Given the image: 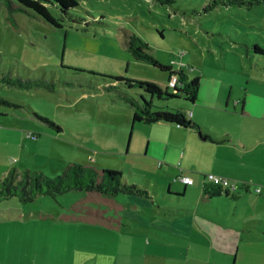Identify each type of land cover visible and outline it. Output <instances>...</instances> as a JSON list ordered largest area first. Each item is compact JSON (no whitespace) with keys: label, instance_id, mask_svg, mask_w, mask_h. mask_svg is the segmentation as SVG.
I'll list each match as a JSON object with an SVG mask.
<instances>
[{"label":"rangeland","instance_id":"obj_1","mask_svg":"<svg viewBox=\"0 0 264 264\" xmlns=\"http://www.w3.org/2000/svg\"><path fill=\"white\" fill-rule=\"evenodd\" d=\"M6 2L0 0V78L22 86L0 81V182L13 168L55 178L80 164L125 168L123 180L136 185L129 167L137 171L134 162L142 160L127 154L134 108L126 99L151 96L117 80L165 90L170 73L131 56L133 34L160 63L183 66L190 79L245 72V62L264 68V56L253 49L264 48V0H77L68 15L51 9L61 27L31 11H10ZM254 74L251 82L264 83ZM185 100L154 97L153 110L188 105ZM171 188L180 194L183 185ZM149 190L150 199L72 190L29 203L3 200L0 264H264V236L246 220L242 200L201 203L192 187L185 199L168 202L161 190L154 195L153 183ZM83 204L105 210L108 225L86 220L85 210L68 219L82 227L62 228V214ZM195 219L199 231L191 225ZM248 228L257 245H246Z\"/></svg>","mask_w":264,"mask_h":264},{"label":"crops","instance_id":"obj_2","mask_svg":"<svg viewBox=\"0 0 264 264\" xmlns=\"http://www.w3.org/2000/svg\"><path fill=\"white\" fill-rule=\"evenodd\" d=\"M244 66L246 68L242 70L245 69V72L225 69L223 76H197L200 77V85L194 103L159 107L185 113L198 128L165 122L133 124L127 154L133 158V162L135 158L142 162H134L137 171L130 166L129 172L138 176L132 182L148 191L150 197H131L152 198L149 187L153 183L154 195L158 196L157 191L161 190L163 200L168 202L185 199L186 191L192 187L199 190L201 203H212L217 199L235 203L242 200L243 206L248 210L246 220L253 224V231H257L258 236H264V83L251 82V78L256 77L254 72L264 77V68L252 69L246 62ZM249 68L253 72H249ZM120 170L124 173L125 168ZM207 174L229 179L237 188V198L225 195L210 198L205 195L203 184ZM181 175L192 177L194 184L186 186L178 180ZM202 178L203 182H199ZM124 182L129 184L128 181ZM172 182L183 185L182 193H173ZM242 185L248 186L249 191L244 190L245 187L241 188ZM119 205L123 207V203ZM218 210L214 211L216 218L220 217ZM197 214L196 212V217ZM65 216L62 214L60 218L63 219L61 225L65 230L82 227ZM199 224L195 219L191 225L199 231L202 229ZM251 231L252 229H247L246 245H257L251 237ZM234 259L236 260L235 256Z\"/></svg>","mask_w":264,"mask_h":264},{"label":"trees","instance_id":"obj_3","mask_svg":"<svg viewBox=\"0 0 264 264\" xmlns=\"http://www.w3.org/2000/svg\"><path fill=\"white\" fill-rule=\"evenodd\" d=\"M10 11L33 12L48 24L54 27H61L60 19L55 17L51 11L52 8L60 10L64 15H68L69 10L78 6L77 0H7ZM257 55L264 56V48L259 44L253 46ZM127 50L131 56L138 61H144L158 67L164 71H168L169 81L173 76L177 77V83L174 87L169 86L163 90L159 85L147 81H136L126 79H116L125 82L129 88H139L151 96L148 101L144 95H140L141 101L134 98L126 99L134 108L133 123L154 124L159 122L173 123L186 128H198V125L190 121L185 113L173 112L168 109L156 108L153 110V99H172L184 97L185 101L194 103L197 99V93L200 85V77L190 79L183 66L174 69L172 66L163 65L151 53L149 44L138 35H131L127 43ZM255 65V64H252ZM256 70L260 69L253 66ZM263 69V68H262ZM2 83L8 85L22 86V81L16 82L8 76L3 75L0 78ZM169 88L173 90L170 91ZM208 137V136H203ZM209 138V137H208ZM0 202L8 200L12 197H18L20 201L29 203L35 200L38 195H47L55 198L69 191H86L89 195L103 196L111 199L119 194L149 198V192L134 184H127L123 180V174L120 171L112 169L98 170L91 166L80 164H71L67 169L55 178L45 176L43 172L36 171L34 173L25 170L21 175L17 169L13 168L0 182ZM189 186V185H186ZM245 187V188H244ZM241 188L249 191L248 186L242 185ZM203 192L208 197H218L225 195L231 198H237L238 192L235 185L223 187L221 185L207 184L204 181ZM94 200V198H93ZM119 205V204H118ZM120 206V205H119ZM80 207H83L81 209ZM74 207L65 217L72 219L77 217V213L88 211L86 220L106 224L105 210L100 208L91 209L88 205ZM121 208V206H120ZM83 210V211H81ZM108 225V224H106Z\"/></svg>","mask_w":264,"mask_h":264},{"label":"built area","instance_id":"obj_4","mask_svg":"<svg viewBox=\"0 0 264 264\" xmlns=\"http://www.w3.org/2000/svg\"><path fill=\"white\" fill-rule=\"evenodd\" d=\"M177 83V77L173 76L171 78V80L169 81V86L170 87H174L175 84ZM178 180L181 181L182 183H184L185 185H193L194 184V179L190 176H186V175H181L180 177H178ZM207 184H214V185H221L223 187H230L232 185H234L229 179L224 178V177H220L214 174H207L205 175V180H204ZM257 192H260L259 189L256 190Z\"/></svg>","mask_w":264,"mask_h":264}]
</instances>
